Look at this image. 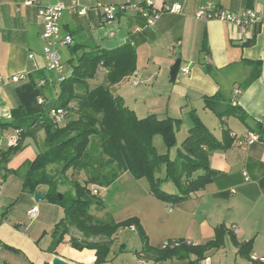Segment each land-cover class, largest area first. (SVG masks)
Instances as JSON below:
<instances>
[{
    "label": "crops",
    "instance_id": "crops-1",
    "mask_svg": "<svg viewBox=\"0 0 264 264\" xmlns=\"http://www.w3.org/2000/svg\"><path fill=\"white\" fill-rule=\"evenodd\" d=\"M27 1L0 0V120L11 118L12 110L19 105L16 89L31 74L43 75L39 85L44 81L47 94L49 90L52 96L63 75H70L65 68L61 75L48 70L46 42L41 37L44 21L38 10L58 4L69 8L76 1L78 10L87 9L86 15L65 12L61 19L62 30L72 36L73 46L114 50L128 43L135 48L137 64L131 76L108 85L103 68L92 81L97 86L107 85L139 118L181 119L178 133L184 131L188 136L192 112L206 109L205 98L219 94L234 107H241L247 119L242 123L235 117H225L218 120L214 130L200 119L210 132L220 141L224 130L230 132L231 139L249 131L264 139V20L245 35L230 23L197 20L196 14L207 0H38L37 5L26 6ZM140 1H151L162 12L154 25H148L132 10L119 14L112 24L104 23L102 7ZM174 5L181 6L180 13L169 12ZM215 5L233 14L251 10L264 16V0H216ZM60 51L62 64L73 58L69 47ZM184 68L189 74L183 73ZM13 76L24 79L15 83ZM17 139V131H0V149L14 145ZM43 139L42 132L36 140L27 139L24 150L5 168L0 167V264H52L55 257L70 264H97L96 251L75 249L70 235L56 253L49 251L54 228L65 216L64 209L47 201L46 186L37 190L44 196L40 202L35 201V194L23 190L26 165L39 154ZM209 166L212 182L204 190L173 209L164 203L158 207L154 220L162 231V241L183 239L202 245L215 238L218 227L229 232L237 227V242L253 241L251 256L264 264V145L258 142L241 148L234 142L212 153ZM63 188L64 192L69 190V186H63L60 193H64ZM149 195L153 197L150 191ZM34 207L39 213L30 220L28 211ZM73 236L85 240L78 234ZM230 237V233L225 235V246ZM171 262L182 264L177 259ZM105 264H111L110 256ZM203 264H213L211 256Z\"/></svg>",
    "mask_w": 264,
    "mask_h": 264
},
{
    "label": "trees",
    "instance_id": "trees-1",
    "mask_svg": "<svg viewBox=\"0 0 264 264\" xmlns=\"http://www.w3.org/2000/svg\"><path fill=\"white\" fill-rule=\"evenodd\" d=\"M69 48L73 55L68 61L72 71L69 76L63 75L58 99L50 100L46 86L39 85L42 74H31L16 89L19 105L12 110L11 118L0 120V131L12 129L18 132L14 145L0 149V167L3 168L24 150L27 139L36 140L40 132L44 134L39 154L26 165L23 190L35 194L39 187L46 186L47 201L64 209L65 216L54 228L49 251L56 253L58 246L70 235V229L76 228L85 240L71 238L72 246L77 250L96 251V263L105 264L118 232L135 228L144 242L137 253L139 259L154 263L177 259L182 264H203L211 252L225 246L224 237L230 233L242 259L263 264L252 259L253 241L239 243L235 234L224 227H218L215 238L202 245L188 244L181 239L170 240L167 247L155 248L150 245L137 218L118 223L105 221L91 212L94 208L105 207L100 190L112 186L125 173H130L136 180L147 179L151 195L170 208L187 201L212 182L211 154L227 149L236 139H231L230 132L224 130L223 139L218 140L192 112L193 127L176 157L160 155L154 144L155 138L176 139L183 124L181 119L139 118L107 85L91 87V81L103 68L108 85L131 76L137 64L135 48L128 43L114 50H88V46L73 44ZM40 98L44 99L43 103H39ZM51 108L66 110L63 125L55 123L50 116ZM205 108L220 120L235 117L246 123L247 116L241 107H234L219 94L205 98ZM161 172L165 175L163 179L159 176ZM165 181L175 186L171 194L162 189ZM63 186H69V190L62 193L64 197L60 199L58 193ZM174 241L179 245L172 246Z\"/></svg>",
    "mask_w": 264,
    "mask_h": 264
},
{
    "label": "rangeland",
    "instance_id": "rangeland-1",
    "mask_svg": "<svg viewBox=\"0 0 264 264\" xmlns=\"http://www.w3.org/2000/svg\"><path fill=\"white\" fill-rule=\"evenodd\" d=\"M65 50V49H64ZM68 49H66L67 51ZM64 53V51H63ZM63 68L65 73L70 74L72 71L69 62L63 60ZM98 83L91 82V87H96ZM52 92L48 90V96L50 100H56L59 97L60 88L56 86ZM197 116L204 123H207L212 130L217 129L218 118L210 110L200 108L197 112ZM189 128L193 127V123L188 124ZM188 128V129H189ZM187 137V132L178 133L175 139V144L172 147H168L166 139L158 136L154 140L155 147L160 155L168 154L172 159L176 157L177 150L180 148L183 140ZM162 179L165 178L164 172L159 175ZM163 191L172 193L175 191V186L170 181L162 183ZM66 188H63L64 192ZM150 186L147 179L136 180L130 173H125L119 181L114 183L109 188H103L100 190V197L104 201L103 209H99L100 213L91 210L96 216L103 218L105 221L122 222L130 218H137L144 232L148 237L150 245L161 248L168 240L162 241V231L157 229L158 223L154 220L158 213V207L162 202L151 197L149 195ZM175 206H171L173 209ZM170 208V207H169ZM168 211V210H167ZM169 212V211H168ZM71 238H75L73 235L78 234L83 236L76 228L70 229ZM81 234V235H80ZM164 234V232H163ZM84 237V236H83ZM114 243L112 245V251L110 254L111 264H172V260L167 263H152V261L146 262L143 259H139L137 255L143 248V240L139 231L135 228L121 229L114 237ZM100 239H90V241H99ZM122 250L124 252H122ZM237 248L235 247L232 238L226 246L220 250L210 253L213 264H252L251 262L242 259L237 254Z\"/></svg>",
    "mask_w": 264,
    "mask_h": 264
},
{
    "label": "built area",
    "instance_id": "built-area-1",
    "mask_svg": "<svg viewBox=\"0 0 264 264\" xmlns=\"http://www.w3.org/2000/svg\"><path fill=\"white\" fill-rule=\"evenodd\" d=\"M216 0H207V2L199 9L196 14V19L200 21H220L223 23H230L239 27L245 35L248 34L249 28L252 27L255 23L261 22L264 20V16L257 14L251 10H246L239 14H233L228 11L219 10L215 5ZM38 0H28L25 2L26 6L37 5ZM79 9V5L76 1L73 2L72 6L67 8L62 4L48 6V7H39L38 16L44 21V32L42 33V39L46 42L44 49L45 55L48 60V70L56 72L61 75L63 73V64H62V55L61 49L67 48L73 44V38L69 34H64L61 27V19L65 12H78L80 16H84L87 13L86 8ZM180 5H174L169 12L171 13H180ZM132 10L137 12L139 15L144 17L147 21V24L152 26L155 24L156 20L160 17L162 12H159L154 8V4L151 1L137 2L135 4L126 3L119 6H107L102 7V17L103 21L106 24H112L117 16L123 12ZM33 58V56H30ZM184 74H189V69L184 68ZM23 76H13L12 80L15 83L23 80ZM137 82L135 81V84ZM41 86H45V82H41ZM39 103H43L44 99L40 98ZM50 116L55 120V123L63 125L67 118V112L64 109L51 108ZM236 139V145L241 148H246L255 143L261 142L264 145V139L261 138L259 134L253 131H249L246 135L242 137H234ZM94 194H97V191H94ZM39 210L37 207L32 208L28 211V217L30 220L37 218ZM232 232L236 235L239 233L237 227L232 228ZM188 244H191L188 242ZM179 245L178 241H174L172 244ZM164 247L169 246V243H165ZM2 251V246L0 245V252ZM254 261L263 262L262 259L257 257H252Z\"/></svg>",
    "mask_w": 264,
    "mask_h": 264
},
{
    "label": "water",
    "instance_id": "water-1",
    "mask_svg": "<svg viewBox=\"0 0 264 264\" xmlns=\"http://www.w3.org/2000/svg\"><path fill=\"white\" fill-rule=\"evenodd\" d=\"M166 143H167L168 147H172L175 144V138L174 137L166 138ZM58 197L60 199H63L64 195L62 193H58ZM42 200H44V196L41 193L36 192L35 193V201L40 202ZM52 264H70V263L65 261L64 259H62L60 257H55L52 260Z\"/></svg>",
    "mask_w": 264,
    "mask_h": 264
}]
</instances>
